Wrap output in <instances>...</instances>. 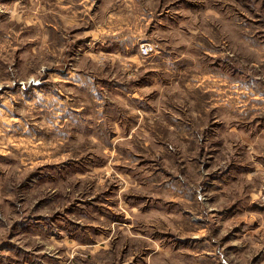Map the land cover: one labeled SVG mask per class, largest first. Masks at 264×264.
<instances>
[{"label": "rangeland", "instance_id": "obj_1", "mask_svg": "<svg viewBox=\"0 0 264 264\" xmlns=\"http://www.w3.org/2000/svg\"><path fill=\"white\" fill-rule=\"evenodd\" d=\"M0 264H264V0H0Z\"/></svg>", "mask_w": 264, "mask_h": 264}, {"label": "built area", "instance_id": "obj_2", "mask_svg": "<svg viewBox=\"0 0 264 264\" xmlns=\"http://www.w3.org/2000/svg\"><path fill=\"white\" fill-rule=\"evenodd\" d=\"M155 51L156 48L151 42H143L140 46V52L145 56H151Z\"/></svg>", "mask_w": 264, "mask_h": 264}]
</instances>
